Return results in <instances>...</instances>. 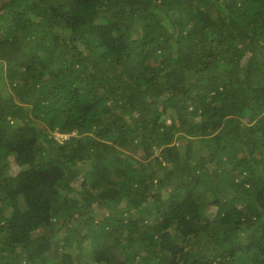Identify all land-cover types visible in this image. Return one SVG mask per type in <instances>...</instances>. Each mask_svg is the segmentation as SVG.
<instances>
[{"label":"trees","instance_id":"trees-1","mask_svg":"<svg viewBox=\"0 0 264 264\" xmlns=\"http://www.w3.org/2000/svg\"><path fill=\"white\" fill-rule=\"evenodd\" d=\"M0 264H264V0H0Z\"/></svg>","mask_w":264,"mask_h":264},{"label":"rangeland","instance_id":"rangeland-1","mask_svg":"<svg viewBox=\"0 0 264 264\" xmlns=\"http://www.w3.org/2000/svg\"><path fill=\"white\" fill-rule=\"evenodd\" d=\"M167 117V119H170V117H168V116H166ZM56 135H57V137L58 138H67L68 136L67 135H61V134H59V133H56ZM85 179V176L84 175H82V174H80L79 175V181H83Z\"/></svg>","mask_w":264,"mask_h":264}]
</instances>
